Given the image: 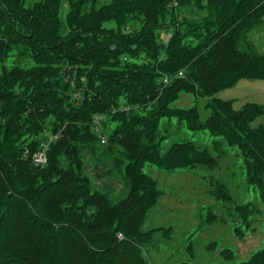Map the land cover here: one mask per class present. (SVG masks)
Masks as SVG:
<instances>
[{
  "label": "trees",
  "instance_id": "16d2710c",
  "mask_svg": "<svg viewBox=\"0 0 264 264\" xmlns=\"http://www.w3.org/2000/svg\"><path fill=\"white\" fill-rule=\"evenodd\" d=\"M262 26L264 0H0V264H149L143 248L165 228L143 230L162 196L146 164L215 168L235 148L264 190V125L252 126L264 106L216 98L264 80V53L241 49ZM182 93L209 99L206 121L172 107ZM174 118L221 138L218 157L191 141L163 153ZM97 143L123 176L118 202ZM241 264H264V249Z\"/></svg>",
  "mask_w": 264,
  "mask_h": 264
},
{
  "label": "rangeland",
  "instance_id": "374dc122",
  "mask_svg": "<svg viewBox=\"0 0 264 264\" xmlns=\"http://www.w3.org/2000/svg\"><path fill=\"white\" fill-rule=\"evenodd\" d=\"M243 47L264 53V26L249 33ZM216 98L232 101L235 110L244 109L248 103L264 106V80H241L218 92ZM208 101L182 93L172 107L197 108L201 120L206 121L210 116L206 108ZM260 125H264V113L252 123L253 127ZM160 127L163 132L165 128L169 130L163 153L174 143L191 141L218 157L213 145L222 139L208 131H192L175 118L162 120ZM97 149L102 154L98 153L100 164H109L114 169L113 157L103 154L104 147L100 144ZM98 156L87 154L88 175L94 172V157ZM144 172L157 181L162 196L149 212L143 230L165 228L143 248L149 264H241L264 249V190L247 183L243 156L235 148H230L215 168L162 169L146 164ZM98 180L104 183L103 191L109 190L114 202L127 193L123 176L116 169ZM221 190L226 197L221 195ZM238 231L244 234L242 239ZM226 249L234 252L228 261L223 258Z\"/></svg>",
  "mask_w": 264,
  "mask_h": 264
},
{
  "label": "built area",
  "instance_id": "2783aa9c",
  "mask_svg": "<svg viewBox=\"0 0 264 264\" xmlns=\"http://www.w3.org/2000/svg\"><path fill=\"white\" fill-rule=\"evenodd\" d=\"M95 123L97 125L99 132L101 133L99 117L96 119ZM100 137H101V142L105 143L106 142L105 136H103V134L101 133ZM55 138H57V137H55ZM50 139L52 140L53 137H51ZM33 161H34V164L37 166L44 165L47 162L46 147L45 146L42 147V150H40L38 153H36L34 155Z\"/></svg>",
  "mask_w": 264,
  "mask_h": 264
}]
</instances>
